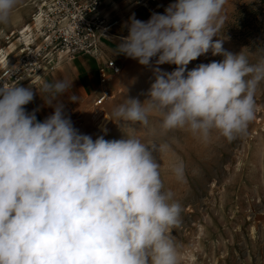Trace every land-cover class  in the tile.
<instances>
[{"label":"clouds","instance_id":"1","mask_svg":"<svg viewBox=\"0 0 264 264\" xmlns=\"http://www.w3.org/2000/svg\"><path fill=\"white\" fill-rule=\"evenodd\" d=\"M228 0H174L147 21L132 13L115 55L149 66V99L127 98L112 109L122 126L147 127L160 118L163 132L183 131L207 142L213 133L232 142L248 134L264 84V55L223 47ZM20 0H0V25H8ZM211 52L222 61L190 62ZM176 65L171 72L159 65ZM0 264H180L171 231L181 204L165 190L160 157L169 145L135 136L107 140L81 133L61 97L67 79L45 81L36 91L54 109L43 121L31 86L0 80ZM70 102L79 96L69 94ZM113 121L112 119H109ZM178 181L183 161L172 166Z\"/></svg>","mask_w":264,"mask_h":264},{"label":"rangeland","instance_id":"2","mask_svg":"<svg viewBox=\"0 0 264 264\" xmlns=\"http://www.w3.org/2000/svg\"><path fill=\"white\" fill-rule=\"evenodd\" d=\"M41 1L20 0L9 24L0 25V62L2 58L9 65L17 62L22 44L20 33L28 27L35 33L39 28L32 23V17ZM144 1H104L100 13L108 21L117 23L116 28L102 40L103 60H100L98 75L96 71L95 75L90 71L87 73L91 90L83 99L79 96V101H69L66 114L75 128L93 139L104 135L101 129L106 127L108 132L104 138L107 140H118L126 134L144 143L169 145L161 157L158 152H153V156L161 165L165 190L170 189L182 206L180 223L171 231L180 264H264V84L256 93L257 114L248 134L232 142L217 133H213L207 142L183 131L165 133L160 127V118L154 115L149 117L147 127L139 124L120 127L111 115L112 109L127 98H138L141 103L149 99L147 93L155 81L154 62L143 66L137 60L115 55L119 38L128 34L123 25L131 14L135 13L142 21L150 18L142 6ZM157 2L158 13L162 14V6ZM260 8L259 0H228L224 9V28L221 35L213 39L223 38L225 50L234 54L243 50L255 61L264 55V10ZM81 57L95 65L98 61L92 56L81 55L69 64H60L56 72L72 73L75 61ZM107 60L118 65L121 72L111 77L107 85L111 97L96 107L95 102L104 89L99 70L102 62ZM222 60V56H213L209 52L190 62L187 70L201 63ZM159 67L171 72L176 65ZM179 161H183L185 167L182 182L171 171Z\"/></svg>","mask_w":264,"mask_h":264},{"label":"built area","instance_id":"3","mask_svg":"<svg viewBox=\"0 0 264 264\" xmlns=\"http://www.w3.org/2000/svg\"><path fill=\"white\" fill-rule=\"evenodd\" d=\"M105 0H42L32 17L39 26L35 33L24 29L18 59L14 65L7 63L0 68V80L9 84L19 83L27 87L38 77L57 70L63 63L74 61L78 56H92L103 60L102 40L113 32L117 23L104 18L100 11ZM156 0H146L142 6L151 15L157 12ZM153 58L152 62L155 63ZM121 72L113 61H103L99 70L100 84L104 86L95 102L102 106L110 97L107 85L111 77ZM2 83V82H0Z\"/></svg>","mask_w":264,"mask_h":264},{"label":"crops","instance_id":"4","mask_svg":"<svg viewBox=\"0 0 264 264\" xmlns=\"http://www.w3.org/2000/svg\"><path fill=\"white\" fill-rule=\"evenodd\" d=\"M114 2V0H112ZM110 0V2H112ZM159 1L160 5L162 6V13L164 12V8L167 7L169 3L174 2V0H157ZM158 6V2H157ZM116 28V27H115ZM113 29V31L115 30ZM69 64V63H68ZM100 61H97L96 65L91 62L89 59H85L84 57L78 58L74 63V68L72 73H57L56 71L45 75L38 77L34 82L30 83V85H27V87L31 86L33 88V91L36 92L34 101L30 104L26 105V109L31 112L34 109L39 108V111L36 113L38 120L43 121L47 116L53 113L54 109L51 107H48L44 104V101L40 97L39 93L36 91V87L39 88L45 81L52 82L56 79H67L68 81L72 82V89L69 90V93H65L63 97H61V100L65 104V112L68 111L67 103L68 95L69 94H76L80 97H85L87 92L91 90V85L89 83V79L87 77L88 71L90 73H93L95 75V71L98 75V69H99ZM93 78V77H92ZM90 81H93L90 79ZM92 83V82H91ZM89 84V85H88Z\"/></svg>","mask_w":264,"mask_h":264},{"label":"trees","instance_id":"5","mask_svg":"<svg viewBox=\"0 0 264 264\" xmlns=\"http://www.w3.org/2000/svg\"><path fill=\"white\" fill-rule=\"evenodd\" d=\"M259 1H260L261 6H262V8H260V10H264V0H259ZM252 13L254 14V12H252Z\"/></svg>","mask_w":264,"mask_h":264},{"label":"bare ground","instance_id":"6","mask_svg":"<svg viewBox=\"0 0 264 264\" xmlns=\"http://www.w3.org/2000/svg\"><path fill=\"white\" fill-rule=\"evenodd\" d=\"M6 65V60H4L3 58L1 59V62H0V66H5Z\"/></svg>","mask_w":264,"mask_h":264}]
</instances>
